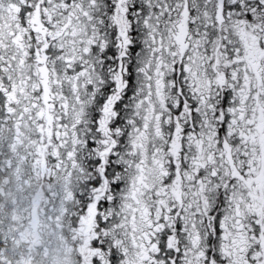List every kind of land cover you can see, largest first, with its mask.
<instances>
[{
  "label": "snow or ice",
  "instance_id": "snow-or-ice-1",
  "mask_svg": "<svg viewBox=\"0 0 264 264\" xmlns=\"http://www.w3.org/2000/svg\"><path fill=\"white\" fill-rule=\"evenodd\" d=\"M0 264H264V0H0Z\"/></svg>",
  "mask_w": 264,
  "mask_h": 264
}]
</instances>
